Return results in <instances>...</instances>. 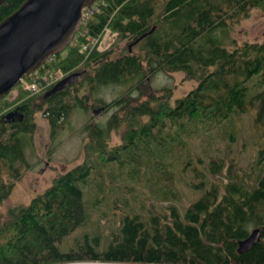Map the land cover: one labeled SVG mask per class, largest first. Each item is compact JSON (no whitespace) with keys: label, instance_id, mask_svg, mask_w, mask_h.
I'll return each instance as SVG.
<instances>
[{"label":"trees","instance_id":"obj_1","mask_svg":"<svg viewBox=\"0 0 264 264\" xmlns=\"http://www.w3.org/2000/svg\"><path fill=\"white\" fill-rule=\"evenodd\" d=\"M22 1L0 0V20ZM95 1L65 49L24 75L39 90L20 85L19 100L0 99V171L5 167L19 178V168L28 164L24 145L36 126V96L54 130L71 107L85 103L86 95L72 94L78 83L97 90L128 78L142 84L158 71H183L196 84L174 99L173 88L164 85L140 101L131 102L127 91L95 103L99 112L114 111L105 123L84 125L83 160L0 217V264H264V146L248 144L256 159L242 170L231 155L241 148L230 139L245 114L253 125L264 123V39L235 43L229 35L231 25L264 0ZM105 26L128 38L126 50L113 57L111 46L81 50ZM47 69L63 74L45 81ZM80 73L83 79L75 82ZM9 111L14 118L7 121ZM119 125L126 127L122 141L110 145L106 137ZM122 171L138 180L139 193L131 195L137 209L104 224L98 210ZM11 183L0 182V200ZM184 190L196 194L187 205ZM150 199L169 202L167 209H153ZM250 226L260 228V237L239 252Z\"/></svg>","mask_w":264,"mask_h":264},{"label":"rangeland","instance_id":"obj_2","mask_svg":"<svg viewBox=\"0 0 264 264\" xmlns=\"http://www.w3.org/2000/svg\"><path fill=\"white\" fill-rule=\"evenodd\" d=\"M94 2L96 1L94 0L92 4ZM102 3L103 0H98V6ZM159 3L161 5V2ZM103 29L104 40L107 41L104 43V40L101 39L100 43L97 44L98 46L102 45L101 48H104L110 44V40H113L110 45L111 57L117 56L126 50L125 42L128 40L127 37L118 38L116 32L111 30L109 26ZM98 35L92 36V39L98 40ZM229 35L235 39V43H242L245 40L255 41L264 39V4L252 8L248 16L232 24L229 29ZM104 49H107V47ZM131 50L137 51L138 49L132 46ZM82 68L85 71L89 70L87 67ZM49 77L48 75L47 78ZM82 79L83 75L80 73L75 82H80ZM137 79L138 77L128 78L125 81L106 83L99 86L97 90L87 89L86 83H83V85L78 83V89L76 87L72 88V94L79 91L78 95H86L85 103L71 107L70 112L58 120V124L53 127L54 130H52V125L45 116L44 110L38 109V106L42 105L43 100L39 96H36L35 103L33 104V119L36 126L30 135L29 141H26L24 145V156L28 164L25 166L21 165L19 168L21 170L19 178L12 177L5 167H2L0 171V182H12L10 184L11 190L5 198L0 200V217L4 218L10 207L29 202L33 196L41 193L49 186L53 178L59 173L83 160L85 156L83 143L87 139V130L84 128V125L89 121H95L99 124L105 123L114 111V108H110L99 112L93 106L95 103H99L100 100L110 101L112 98L127 91L133 95V98L130 99L131 102L140 101L148 96L151 88L156 91L160 86L164 85H169L173 88L172 98L174 99L175 96L186 93L196 84V80L186 78L183 71H158L149 75L147 81L142 84L137 83ZM20 85L23 86L21 82H18L0 99L4 98L8 101L18 99L17 95H19ZM129 86L132 88H129ZM34 90L38 91L39 88ZM251 118L248 114L237 118L232 128V136L230 137L233 141L237 140V145L234 149L241 148L242 151L239 155L231 153L234 160L236 159V163L233 165L235 168L241 167L242 170L244 168L248 170L252 160L256 159L254 146L248 144L254 140V143H260V146H264V123L262 125H253L251 124ZM1 119L2 117L0 116V121ZM119 126L116 129L110 130L106 137L110 145L118 144L122 141V133L126 127ZM225 139L223 138L218 141L220 149L223 148ZM244 142L245 144H243ZM195 147L199 152V147L197 145ZM46 162L47 165L45 164ZM121 173H124V171ZM120 178L118 183L112 184L114 186L109 188L106 197L102 200V206L98 210L97 218L104 224L115 222L121 212L136 207V203L132 202L131 195L139 193V189H137L138 180L131 179L130 175L126 173ZM139 182V188L142 191V185L146 186V184L143 180ZM89 190L87 189V193ZM90 193L91 191L88 194ZM183 193L182 203L185 205L196 196L195 193L188 192L187 190H184ZM142 196V194L138 195L140 198ZM154 200H156L155 197ZM154 200L150 199L152 206L155 205L159 210L167 209L166 206L169 202L159 203ZM150 201H146V207ZM155 207L153 206V209H156ZM252 228L253 226H250V229Z\"/></svg>","mask_w":264,"mask_h":264},{"label":"water","instance_id":"obj_3","mask_svg":"<svg viewBox=\"0 0 264 264\" xmlns=\"http://www.w3.org/2000/svg\"><path fill=\"white\" fill-rule=\"evenodd\" d=\"M93 1L23 0L0 20V97L51 54L65 49L80 28L83 10ZM13 118V111L7 112L6 120ZM260 233L259 227H253L238 241L237 250L250 248Z\"/></svg>","mask_w":264,"mask_h":264},{"label":"built area","instance_id":"obj_4","mask_svg":"<svg viewBox=\"0 0 264 264\" xmlns=\"http://www.w3.org/2000/svg\"><path fill=\"white\" fill-rule=\"evenodd\" d=\"M90 6V5H89ZM86 7L84 10H83V17L85 18V15H86V13H88V12H91L92 11V9H93V7L95 6V5H93V4H91V6L90 7ZM106 27V26H105ZM79 31H80V29H79ZM103 33H104V29L101 31V33L98 35V40H93L92 39V37L91 38H89L86 42H83V44H81L80 46V48H81V50H85L86 48H88V46H95L97 49H99V50H104V48H108V46H110L111 44H112V41L110 40V44L109 45H107V46H105L104 48H101L102 47V45L100 46H98L97 44L98 43H100V40L102 39V40H104V35H103ZM107 40H104L103 42L105 43ZM35 71V70H34ZM33 71V72H34ZM33 72H31L30 74H32ZM63 74V72L60 70V69H56V70H54V71H51L50 69H47L46 71H45V73L44 74H42V78L45 80V81H53L54 79H56V78H59L61 75ZM29 75V74H28ZM50 76L51 77V79L50 80H48V78H47V76ZM21 82V84L25 87V88H28V89H30V90H32V91H36V90H34V89H38V84L33 80V81H28L27 79H25V77H23L20 81H19V83Z\"/></svg>","mask_w":264,"mask_h":264},{"label":"bare ground","instance_id":"obj_5","mask_svg":"<svg viewBox=\"0 0 264 264\" xmlns=\"http://www.w3.org/2000/svg\"><path fill=\"white\" fill-rule=\"evenodd\" d=\"M83 22H84V17H82L81 24H80V28H81ZM80 28H79V29H80ZM78 31H79V30H78ZM78 31H77V32H78ZM98 50H99V49H98Z\"/></svg>","mask_w":264,"mask_h":264}]
</instances>
